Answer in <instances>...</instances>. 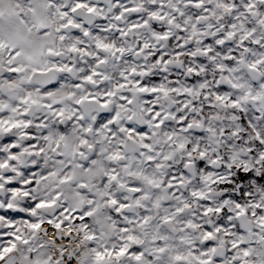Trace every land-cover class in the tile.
Masks as SVG:
<instances>
[{
	"label": "snow or ice",
	"instance_id": "snow-or-ice-1",
	"mask_svg": "<svg viewBox=\"0 0 264 264\" xmlns=\"http://www.w3.org/2000/svg\"><path fill=\"white\" fill-rule=\"evenodd\" d=\"M0 264H264V0H0Z\"/></svg>",
	"mask_w": 264,
	"mask_h": 264
}]
</instances>
